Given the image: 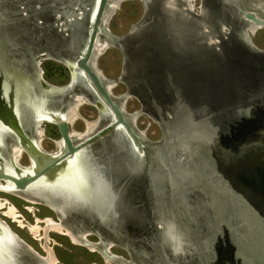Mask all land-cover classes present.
<instances>
[{"label": "rangeland", "instance_id": "obj_1", "mask_svg": "<svg viewBox=\"0 0 264 264\" xmlns=\"http://www.w3.org/2000/svg\"><path fill=\"white\" fill-rule=\"evenodd\" d=\"M32 1L40 8H33V5H30V0H0V63L16 77L33 76L30 73L33 68L30 56L37 51L41 29L40 24H36L31 15L39 10L50 8L54 2V0ZM115 2H110L111 7L105 13L102 27L103 41L98 39V49L93 55V62H91L95 69L108 79L117 77L121 69L122 54L114 40L115 37L126 33L132 24L139 21L142 15L140 0H122L118 5H115ZM187 2L193 5V11H198L200 0H187ZM18 5L23 6V9H20ZM169 8L171 15L174 16L173 11H179L183 6L177 7L175 3L171 4ZM22 11L26 15H22ZM72 27L75 30L73 34L76 33L74 39L71 38L70 30L69 36L65 37L66 39H61L62 46L68 45L69 48V50L66 49L63 56L71 58L81 46L85 36V24L82 19L76 20L71 22L69 29ZM246 30L253 45L264 50V28L261 27L255 32L252 27L246 28ZM211 40L214 38H209V41ZM102 45H105V49L100 53L99 47ZM39 67L43 71L42 78L50 84L63 85L68 80L67 70L59 62L44 60L39 64ZM164 87L168 94H174L176 100L182 99L177 88L167 78ZM126 90L125 84L118 81L110 89V92L113 96H119L120 99ZM80 98L83 100L77 105L74 116L69 120V129L73 134L83 135L87 131L89 132V125L93 126L98 120L94 107L89 102L87 103L84 97ZM51 104L56 105L58 102L54 101ZM122 109L124 114L131 115L134 120L133 127L143 134L141 141L146 145V161L143 162L142 167L137 168L138 166H135V163L129 159L125 141L121 138H116L117 141H113L114 134L110 132H106L101 138L90 144L93 160L99 165L98 169L108 182L113 196V202L103 216L107 225L114 231L119 229V232L121 231L129 237L134 232L133 229L138 228L140 233L146 231L145 235L154 239L159 230L157 229L155 232V229H151L147 232V212L150 209L155 211L158 209L156 212L166 213V219L172 227L174 225L176 237L173 236L174 240L168 237L165 244L177 246L186 244L188 250L193 247L195 250H192L196 254L201 253V249H203L196 246H204L206 247L204 253L207 250H211L210 253L212 251L216 253L220 264H228L226 257L232 254L231 247L234 246L239 248V252L235 255L241 256V259L244 260L240 262L237 260L238 256H234L231 264H264V144L257 149L246 147L242 150V146L247 145L246 140L252 144L257 143L258 140L252 138L254 133L260 129H263L264 133V118L253 120L249 124V126L251 125L250 129L247 125L246 130L244 126H240L238 129L236 128V131L234 130L235 132H228V129L225 128V134L222 133L223 131L221 132L222 128L219 126L216 144L217 147H220L219 143L224 141L226 144L224 149L228 150V154L222 150L220 152L210 141L193 142L188 148L189 137L186 136V142L182 147L185 153L190 149L192 153L186 157L180 154L175 155L172 160L174 164L165 168L163 163L158 167V162L151 154L154 143L161 141L164 136L163 124L150 113L141 111V102L133 95L124 99ZM238 109L239 112L240 108ZM204 112L206 110L202 111V116L212 114L208 112L205 115ZM129 116L127 117L129 118ZM251 116L254 117V115ZM225 121L222 125L224 127L229 122L228 118ZM41 127L44 129L40 141L41 147L46 151H54L56 149L54 140L58 141L59 139L55 126L43 122ZM94 131L95 129L91 130V133ZM78 138L74 139L78 140ZM6 141L8 139L4 140V143ZM58 143L56 142L57 146ZM160 153L158 152L159 155ZM155 156L158 157L157 161H164L162 155ZM190 159L191 161H189ZM18 163L27 164V159L23 154L18 158ZM179 164H183L185 170H188V172L185 171L186 174L177 170ZM154 165L157 168V173H153ZM143 168L148 170L149 173H146L149 178L145 179ZM179 169H181L180 166ZM214 171H216L215 175L221 174L218 176L222 178V186L218 187L210 180ZM188 173L194 175H187ZM14 194L0 191V220L23 242L41 255L42 261L44 259L49 261L51 255L56 259V264H105L100 253L101 256L97 252H91L94 251L92 248L89 251L85 246L80 245V241L75 243L71 234L63 226H60L62 227L61 232L54 229L56 225L52 220L56 218L50 208L32 203L26 198ZM55 199L59 200L58 203L67 205L61 197H55ZM152 200L154 204L151 208L148 201ZM203 201L205 203H202ZM8 207H13L16 210V219L9 217ZM115 213H119V221L116 222L117 228L115 227ZM67 218L74 220L75 223L85 218L101 237L108 236L101 230L94 214L81 211L80 214L71 213ZM48 221L53 223L52 226L48 224ZM35 227L39 228L36 235L31 231ZM130 227H133L132 231L129 229ZM145 238L147 237L139 235V241H132V243L148 244L149 242ZM86 239L89 243L98 242V236L94 234L87 236ZM109 250L128 258L127 253L119 247H112ZM205 254L207 257L202 258V261L203 264H208L209 254Z\"/></svg>", "mask_w": 264, "mask_h": 264}, {"label": "water", "instance_id": "obj_2", "mask_svg": "<svg viewBox=\"0 0 264 264\" xmlns=\"http://www.w3.org/2000/svg\"><path fill=\"white\" fill-rule=\"evenodd\" d=\"M108 1L98 0L89 31L86 32L84 38L83 47L77 53L72 66H66L70 75L66 84L61 86L47 84L39 74L38 100L37 96L25 100L27 92L24 94L25 90L18 83V76L17 78L9 76L4 71L5 69L3 71L0 69V132L6 130L8 134H4L10 137L11 142H18L24 150L27 149L22 144L24 142L21 129L22 116L20 119V113L18 115V103L23 97L19 109L21 110L23 106L22 111L25 108L30 109L36 116V120L54 123L60 138V146L54 151L57 153L51 155L43 154L34 144L29 145L27 150L32 159L30 164L33 170L30 173H22L20 167H17L13 160L9 162L8 169L1 163L0 180L10 181L13 183V188L18 190L30 188L40 191L46 187L61 190L71 199L76 198L73 199L74 204L70 209L72 212L85 211L94 214L97 219V213L105 209H99V207L113 202L110 186L105 181V190L101 191L96 185L94 194L91 196L94 200L80 198L83 190L87 187L88 178L86 174L83 177L80 172L82 170L74 166L76 157L79 158L80 154L81 156L83 154L87 161H84L85 164H91L89 167L93 168L91 172H98L100 175L99 165L93 160L89 146L103 134L110 132L123 139L127 149L142 156L141 163H135L137 168L142 167L143 162L146 161V145L142 143L133 124L124 114L119 96H113L110 92L116 82L120 81L125 84L127 89L123 94L125 97L130 95L136 97L141 102V111L150 113L164 126V136L161 141L154 143L151 153L155 157L156 150H161L162 154L160 153V155L163 156L164 161H157L155 158L158 167L164 164V167L168 168L174 164L172 160L175 155L180 154L186 157L192 153L191 149L185 153L182 147L186 142V136L189 137L188 148L193 142L210 141L220 152L222 150L228 154V150L224 149L226 147L224 141L219 143L220 147H217V128L220 126L222 133L225 132V128L228 129V132H235L236 128L238 129L240 126H244L246 130L247 126L250 129L251 125L249 126V124L253 120L264 118V50L253 45L246 30L247 24L251 22L264 27V9H260L255 0H200L197 12L189 8L184 0H175L177 7L183 6V8L173 11L174 16L171 15V9L166 5L167 0H140L142 15L139 21L132 24L126 33L114 39L121 50L122 62L119 75L112 79L98 73L90 63L96 35L103 34L100 33L102 25L100 17ZM153 32L158 36V40H156L157 52L148 50L150 41L147 39H150L149 35L151 36ZM207 35L214 36V40L209 41ZM142 45H145L146 49L141 48ZM140 52H146L145 54L148 55L143 58V62L150 68L163 65L161 73L158 72L161 74L160 82H153L155 87L153 86V89H150V92L144 97L138 93L135 79L137 78L138 82L143 84L146 83L145 78H149V76L145 75V78H142L144 74L133 75L132 73L135 68L141 65ZM223 59L227 60L221 62ZM78 76L82 79V87L81 85H72ZM154 76L158 79L156 70ZM166 78L177 88L182 99L176 100L174 94H168L166 89L165 92L162 91V85ZM23 80L27 82L24 77H21V81ZM69 84L72 87H68L70 91L66 92ZM154 90L160 94H156ZM36 92L34 93V88L31 87L30 93L36 95ZM74 92H85L90 99L93 98L95 101L92 103L96 106L98 116L99 113H107L111 116L108 122L102 121L100 127L94 132L78 140L71 137L69 123L64 117L53 115V120H49L46 116L59 113L57 110L51 113L48 111V108H55L53 106L55 104L51 103L57 101L56 105L66 107L67 100L69 101L70 95ZM59 101H66L65 105ZM238 108H240L239 112ZM205 110V115L208 112L212 114L202 116V111ZM226 117L230 118L224 127L222 125L223 122H226ZM231 118L235 120L234 123L230 122ZM4 134H0V140ZM252 138L258 140L257 143L252 144L246 140L247 145L242 146V150L246 147H252V149L262 147L264 144L262 143L264 140L263 129L254 133ZM0 147L2 146L0 145ZM179 166L183 165H178V171L181 170ZM174 168L176 169V167ZM152 169L153 173H157L155 165ZM85 171H88V168ZM147 171L146 168L142 170L145 179ZM186 171L188 172V170ZM215 173L216 171L210 180L218 187L222 186V178L218 176L221 174L215 175ZM104 192L105 198L102 194ZM77 195L78 197H76ZM100 197L102 204L97 207L91 206L92 204L97 205L95 202ZM85 204L91 211L85 208L87 207L84 206ZM98 209L99 211H97ZM152 211L155 214L153 223H156L159 214H156L155 210ZM108 237L110 236L108 235L106 238ZM191 249L195 250L193 247ZM201 250L204 253V248ZM231 250L232 254L226 257L228 264H231L234 256H238L237 260L240 262L244 260L241 259V256L235 255L239 252V248L233 246ZM40 262L31 247L27 246L20 238L14 239L0 223V264H42Z\"/></svg>", "mask_w": 264, "mask_h": 264}, {"label": "flooded vegetation", "instance_id": "obj_3", "mask_svg": "<svg viewBox=\"0 0 264 264\" xmlns=\"http://www.w3.org/2000/svg\"><path fill=\"white\" fill-rule=\"evenodd\" d=\"M55 2H56V5H55ZM95 2H96V0H61V1L60 0H54V2L51 4L50 8L39 10L37 13H32V15H31L32 20L36 24H40L41 30H40L39 35L41 37H40L39 44L37 46V51L34 52L30 56V62L32 63V66H33V68H31L30 73L33 74V76L32 77H30L28 75L18 76V78H19L18 83H21L20 84L22 86L21 88H24L27 90V87H29L28 91L31 92V87H33L34 93L37 91L36 96H38L37 94H38V92H40V88L38 87L39 86L38 85V77H39L38 75L39 74H40V78L44 82H46L47 84H50L42 78L43 71L39 67V64H41V62L44 60H53V61H56V62L63 64V66L66 68L67 74H68L67 82L69 81L70 75H69V72H68V69L66 66H72V64L74 63V59L77 56V53H79L83 47V42H85V39H84L85 36L83 38L81 46L76 50L75 55L72 58L63 56V54L67 50H69V48H68V45H66L65 47L62 46L61 39L65 38V37L67 38L69 36V30H70L71 35H72L71 38L73 40L76 33L73 34L75 32V30L73 29V27H72V29H69V25L71 24V22H74L76 20H81V19L83 20V22L85 24V30L84 31H85V35H86V32L89 31V28H90L91 14H92L93 8L95 6ZM185 3L187 5V3H188L187 0L185 1ZM30 5H33V8H40L39 5L33 3L32 0H30ZM109 5L110 4L107 5V8H110ZM18 6L20 9H23V6H21V5H18ZM21 14L26 15V13L23 11L21 12ZM100 33H102V30L100 31ZM99 36H101V38H99ZM96 38H97L96 40L99 39V40L103 41L102 34H97ZM149 38L150 39H147L150 41V46H149L148 50H150L152 52H157V46H156V42H157L156 40H158L157 34L155 32H153V33H151V36L149 35ZM141 48L146 49L145 45H142ZM145 53L146 52H140L139 53V55H140L139 58L141 57L140 58L141 59V65H140V67L136 66L137 68H135L132 71L133 75L134 74L135 75H140V74L143 75L144 74L142 76V78H145L144 77L145 75L149 76V78H145L146 83L144 82L143 84L139 83L137 78L135 79L136 80L135 81V87H136L138 93L143 97L145 95H147L148 92H150L149 91L150 89H153V86L155 87V85H153V82L154 83L160 82L159 76L161 74H158V72L161 73L162 67H163L162 64L158 65L159 67H156V68H150L148 64L145 65V63L143 62V58L148 56ZM93 54H94V52H93ZM91 62H93V55L90 59V63ZM136 64H138V63H136ZM164 64H166V63L164 62ZM150 65H152V63H150ZM0 68L2 71L5 69L4 71L6 72L7 75L17 78L15 76V74L12 73L10 70L7 71V68H4L1 63H0ZM154 69L156 70L158 79L155 78V76H154V74H155ZM26 76H28V77L26 78ZM21 77H24L27 80V82L25 80L21 81ZM79 80H80V83H79ZM74 84L76 86L81 85V87H82L83 86L82 85V79L78 76L77 80L74 81V83L72 85H74ZM50 85L61 86V85H54V84H50ZM72 85L69 84L67 86L66 92H68V90L70 91V89L68 87L71 88ZM162 88H163L162 91L165 92L164 84L162 85ZM34 93H31V94H34ZM84 93L85 92H74L73 94L70 95L69 101L67 100L66 105H65L66 101L65 102L59 101L63 105H65L66 107H59L58 105H53L55 108H48V111L50 113L54 110H57L59 112L58 114L56 112L52 115L62 116L66 119V117L71 115L72 109L78 104V100H79L80 96L84 97V100L87 103L89 102L90 105L92 107H94V109L97 112V118L100 117L99 120L96 121L93 124V126L89 125V132L87 131L83 135H79L78 133L73 134L70 131L71 135L74 138L82 137L84 135L91 133V130H93V129L96 130L98 127H100V123L102 124V121L108 122L110 120L109 118L111 117V116L107 115V113L102 114V115L99 113V116H98V111L96 109V106H95V104L92 103V101H95V100L93 98L90 99L88 97V94L87 93L84 94ZM32 96L33 95H30L29 98L34 97V96L33 97ZM22 98L23 97H21L20 100L18 99L20 101V103H18L19 106L21 105V99ZM122 98H125V96L120 97L121 106L123 107L124 100ZM25 100H28V99H25ZM22 104L24 105V103H22ZM22 109H23V106H22L21 110L18 107V115L20 113L19 117L22 116V120H21L22 128L21 129H22V133L24 136V142L22 144H24V146L27 147V149L29 148L30 144H34V145H36V147L38 146V149H40L43 154L47 153V154L51 155V154L57 153L54 151H56V149L58 147L56 145V142H60L59 134H58V138H59L58 141L54 140V143L56 146V149L54 151L53 150L52 151H46L40 145V141L43 137V131H44V129L41 127V124L44 122L47 124L54 125V123L48 122L46 120H44V121L36 120V117L31 116V114L28 112V109L25 108L23 111H22ZM126 115L129 116V114H126ZM78 118H79V116H78ZM226 118H230V117H226ZM20 119H21V117H20ZM231 119L233 120V118H231ZM128 120L133 124L134 120L131 118V115L129 116ZM232 120L230 122L234 123L235 120H233V121ZM67 122L69 123V121H67ZM105 122H104V124H105ZM54 126L56 128V125H54ZM56 130H57V128H56ZM136 132H138L139 135H141V137L143 136V134L140 131L136 130ZM57 133H58V131H57ZM3 134H1V135H3ZM2 137L0 140V145L2 146V147H0V161H1L0 164L3 163V165H5V168L8 169L9 168L8 167L9 162L11 160H13L17 167L20 166L21 168H31L30 163L32 161L28 155V150L27 149L24 150L18 142L17 143L11 142V139L7 138V137H9L8 135L4 134V136H2ZM116 138H118V136H116V134H114L113 135V141H117ZM4 139L5 140L8 139V141H6L7 144L4 143ZM15 146H18V148L23 150L22 153L20 154V156L23 154L26 157L27 164L21 165L18 163V159L17 160L14 159V155L16 153ZM126 151H127V154L129 156L130 160H132L134 163H136V162L141 163L142 156L140 157L141 160H139L140 161L139 162L138 160H136L132 156L131 150L126 149ZM85 158L86 157L81 158L83 160V162L86 161ZM155 158H156V156H155ZM90 165L91 164H85V166L87 168H89V170L91 171V170H93V168L89 167ZM85 170H86V168L84 169V173L86 174ZM147 173H149V172L147 171ZM94 174H95V177L96 176H99L100 178H101V176L103 177V175L101 173H100V175L98 172L94 173ZM145 174H146V172H145ZM152 176H153V174H152ZM147 178H149L148 175H147ZM101 179L104 180L103 183L105 184V181H106L105 178H101ZM1 184L7 185V183L5 181H1ZM145 184H146V182H145ZM13 190H14L13 192L17 191L15 189H13ZM26 193H29V192H26ZM31 193H33V192H31ZM44 195H46V197L43 196L44 199L46 198V203H52V202L56 203L55 198L53 199V197H49L48 194H44ZM33 196H31V197H33ZM70 198L71 197L62 198L63 202L68 201L65 203L66 204L68 203L69 207H70V205H69V199ZM39 199H40L39 197H35L33 199L36 202L35 204L43 205L49 209V207H48L49 204H43L44 201L41 202ZM28 201H29V199H28ZM148 202L152 208L154 201L152 200V201H148ZM26 203H29V202H26ZM110 204L111 203H109V204L107 203L103 206V208H105V209H104V211H102L103 212L102 216H104L105 215L104 213H106L105 212L107 210L106 205H110ZM86 206H87L86 208L89 210V206L88 205H86ZM55 207H57L56 211H54L50 208V210L54 214L52 212L51 213L54 215V218H56L55 219L56 221L52 220V222L56 226L57 225L63 226L71 234V236L73 235L72 236L73 238H75L76 240L78 239L81 242V244L79 243L81 246H85L89 251H91L90 250L91 248L94 249V251H91V252H97L98 254L100 253L104 257L103 258L99 254L101 256V258L103 259L105 264H203L202 258L207 257V255L205 253L209 254L208 264H220V262H218V259H217L218 255L216 253H214L213 251L210 253L211 250L210 251L207 250L205 253L201 252V253L196 254L195 252L192 251V249L188 250V247L186 244L185 245L181 244L179 246L173 245V244H170V245L165 244L168 237H170L171 240L173 239V236L176 237L175 231L173 229L174 225H173V227L170 225V222L166 219L167 218L166 213L155 212L156 214H159V221L157 223H153V216L155 215L154 212L151 209L148 210V212H147V222H148V223L146 222L147 232H149L151 229L152 230L155 229V232H157V228L159 230L158 235L154 239L148 238V236L145 235L146 234L145 230H143V231H145L144 233H142V232L140 233V231H138V228H134L133 229L134 232L133 233L131 232L132 235L130 234V237H129L128 235L124 234L123 232H121V231L119 232L118 231L119 229L118 230L116 229L117 231H114V229L109 227L107 224L102 225L101 222H99V220L97 219L99 224H100L101 230H103L106 233V235L110 236L107 239H105L104 237H101L99 235V233L95 231V229H92V226L90 225V223H87V220L85 218L80 219L83 222L80 221L78 223H75V222H73L74 220L72 221V220H69L67 218V216H70L71 213L80 214V212H78V213L72 212V210H70L71 208H69L67 213H65L64 212V205L60 204V203L55 204ZM147 209H149L148 206H147ZM168 209H170V208H168ZM116 214L117 213H115V217H116L115 218V227H116V222L118 223V221H119V218H118L119 213L117 215ZM102 220H104V219H102ZM49 223H51V222H49ZM51 225H52V223H51ZM155 226H158V227L156 228ZM169 226H170V228H169ZM132 228L133 227H130L129 229H131V231H132ZM159 228H161L162 230ZM94 232H96V233H94ZM91 234H94L96 236L99 235L101 238L105 239L103 241L104 243L105 242L108 243L107 240L111 241V245H109L108 248L103 246V244H101V241L99 240L100 239L99 236H98V242L97 243H89V241L86 238H87V236H89ZM139 235L147 237L145 239H147V241L149 243L148 244L132 243V241L133 242L139 241ZM116 240H118L119 242L117 243ZM91 245H93L94 247H92ZM112 247H116V248L119 247V249L124 250L127 253L128 258H124L123 256H121L119 254L112 253L109 250V248L111 249ZM201 247L202 246L197 245V248H201ZM203 248L206 249V247H204V246H203ZM103 251H107V254L103 253ZM216 255H217V257H216ZM39 256L42 258L41 255H39ZM52 260H53V264H56V262H57L56 259L54 257H52L51 255H50L49 261L47 260V264H52L51 263ZM105 260H107L108 262H106ZM44 261H45V259H44Z\"/></svg>", "mask_w": 264, "mask_h": 264}, {"label": "bare ground", "instance_id": "obj_4", "mask_svg": "<svg viewBox=\"0 0 264 264\" xmlns=\"http://www.w3.org/2000/svg\"><path fill=\"white\" fill-rule=\"evenodd\" d=\"M116 1V2H115ZM121 0H109L108 1V3H107V5L108 4H110V2H115L114 4L115 5H118L119 4V2H120ZM257 3H258V5H259V7H260V9H264V0H255ZM97 2H98V0H96V2H95V6H94V8H93V11H92V14H91V19H92V17H93V12H94V9H95V7H96V5H97ZM171 4H175V0H167L166 1V5L169 7ZM187 6L189 7V8H192L193 9V5L190 3H187ZM109 7H111L110 5H109ZM107 10H108V8H107V6L105 7V9L103 10V12H102V14H101V17H100V21H101V23H102V26H100L101 27V30H102V27H103V23H104V21H105V19H104V17H105V13L107 12ZM253 25V26H252ZM250 27H252V30H253V32H255L256 31V29L258 28H261L262 26L261 25H259V24H257V23H248L247 24V28H250ZM264 28V27H263ZM254 29H255V31H254ZM100 30V31H101ZM99 34V33H98ZM209 38H215L214 36H211V35H207V39L209 40ZM97 38H95V42H94V47H93V51L91 52V57H92V55H94L96 52H97V46H98V40H96ZM100 46V45H99ZM103 46V47H102ZM101 47H99V50H100V53H102L103 52V50L105 49V45H102ZM93 52H94V54H93ZM99 55V54H98ZM91 57H90V59H91ZM95 68V67H94ZM99 73V72H98ZM79 83H80V80H79ZM19 84H21V83H19ZM25 90V93L24 94H26V92H27V95H26V99H28V100H30V95H33L34 97L36 96V95H34V94H31L29 91H27L26 89H24ZM80 97H82V96H80ZM38 98V96L36 97V99ZM126 98V97H125ZM82 98H79V100H78V104L80 103V102H82ZM77 104V105H78ZM77 105L72 109V113H71V115L70 116H68V117H66V120L67 121H69L70 119H71V117H73L74 116V114H75V108L77 107ZM18 107H19V105H18ZM74 110V111H73ZM28 112L31 114V116H33V117H36L34 114H32V112H31V110L30 109H28ZM103 113H101V115H102ZM50 120H53V115L51 114V115H49V114H47L46 115ZM57 116V115H56ZM109 120V119H108ZM3 133H7V131L5 130V132L3 131H1L0 132V134H3ZM8 134V133H7ZM89 134H91V133H89ZM89 134H87V135H84V136H82V137H79L78 139H82V138H84V137H86V136H88ZM137 134H138V136H139V138L141 139V135H139V133L137 132ZM70 135H71V133H70ZM71 137L74 139V137L71 135ZM123 137V136H122ZM7 138H10V137H7ZM60 146V142L58 143V147ZM15 148H16V153H15V155H14V159L15 160H17L19 157H20V154L22 153V149H20V148H18V146H15ZM128 148V147H127ZM128 150H130V149H128ZM160 149H158V151L156 150V154L158 155V156H160L159 154H158V152L160 153ZM130 152V151H129ZM83 153V152H82ZM131 154H132V156L136 159V160H141V156H139V155H137L136 153H132L131 152ZM28 155H29V152H28ZM29 157H30V155H29ZM82 157H84L83 156V154H82V156H81V154H80V157L79 158H77L76 157V160H74V166H76V167H78L79 168V170H82V171H80L81 172V175L84 177L85 176V173H84V169L86 168L87 169V167L85 166V163L83 162V160L81 159ZM31 158V157H30ZM86 159V158H85ZM156 159L158 160V157L156 156ZM160 160V159H159ZM31 161H32V159H31ZM183 165V164H182ZM74 166H72V167H74ZM18 167H20V166H18ZM80 168H82V169H80ZM180 168H181V173L182 174H184V173H186L185 171V167H184V165L181 167L180 166ZM20 171L22 172V173H30V172H32L33 170H32V166H31V168H21L20 167ZM32 170V171H31ZM64 171V170H63ZM187 175H190V176H192V175H194V174H187ZM86 176H87V178H88V180H87V187L83 190V194L81 195L82 197H80V198H84V199H89V200H94L91 196L94 194V188H95V186L96 185H98V188H100V190L101 191H103V190H105V184L103 183L104 182V180H102L99 176H96L95 177V174L93 173V172H91L90 170H89V168H88V171H86ZM1 181H5V180H0V191H3V192H7V193H15L14 195H18V196H23V198L25 199H29V201H31L32 203H36L33 199L35 198V197H39L40 199V201L41 202H43L44 201V203L43 204H49V208H51L52 210H54V211H56L57 210V207H55V204H57L58 203V201L59 200H57L56 199V203H46V198L44 199L43 198V196L44 197H46V195H44V194H48V196L49 197H53V199L56 197V198H67L68 197V194H66V193H64V192H61V190H57V189H54V188H50V187H46V189H41L40 191H38V190H36V189H25V190H18V189H15V188H13L14 186H13V183H11L10 181H5L6 183H7V185H4V184H1ZM13 189H15V190H17V191H15V192H13L14 190ZM26 192H29V193H26ZM31 192H33V193H31ZM19 193V194H18ZM103 194V197L105 196V192L104 193H102ZM34 195V196H33ZM31 196H33V197H31ZM64 196V197H63ZM72 196V195H71ZM70 197V196H69ZM76 197H78V195L76 196ZM42 198V199H41ZM105 198V197H104ZM73 199H76V198H73ZM73 199H69V205H70V207L68 206V203H67V205L66 206H64V212L65 213H67V211L69 210V208H72L73 207ZM102 198L100 197V199H98V201L97 202H95V203H97V205L96 204H92L91 206H94L95 205V207H97V206H99L100 204H102ZM65 202H68V201H65ZM0 206H1V203H0ZM84 206H86V204L84 205ZM107 206H109V205H106V207ZM3 207V206H2ZM101 208H103V206L101 207H99V209H101ZM90 209V208H89ZM99 209L97 210V211H99ZM15 209H13V207H8V215H9V217H12V218H15L16 219V213H15ZM88 211H91V210H88ZM102 211H104V210H100V212L99 213H97L98 214V219H99V222H101V224L102 225H106L107 223H106V221L105 220H102L103 219V212ZM159 221V217L156 219V223ZM0 223H2V225L6 228V231L12 236V237H14V239H18L19 237L15 234V233H13L7 226H6V224H4L1 220H0ZM52 223V222H51ZM51 223H48L49 225H51ZM53 224V223H52ZM52 226V225H51ZM61 225H57L56 227L54 226V229H56V231H58V232H61L62 231V227H60ZM37 229H39V228H33L31 231H32V233L34 234V235H36V234H38V230ZM162 230V229H161ZM45 232H47L46 231V229H45ZM94 233H96V232H94ZM114 233V232H113ZM77 234V233H76ZM73 236V235H72ZM99 236V235H98ZM73 238V237H72ZM99 240L101 241V244H103V246H105V247H109V245H111V241H109V240H107V242L108 243H104L103 241L105 240V239H107V238H105V239H103V238H101L100 236H99ZM73 240H74V242L75 243H78V239L76 240L75 238H73ZM258 241H259V239H258ZM116 242L118 243L119 241L118 240H116ZM80 243V242H79ZM262 243V241L260 242V244ZM28 246V245H27ZM92 247H94L93 245H91ZM103 253H106L107 254V251H103ZM37 254V253H36ZM37 256L39 257V260L41 261L40 263H42V264H47V261H42V258L37 254ZM51 263L53 264V260L51 261Z\"/></svg>", "mask_w": 264, "mask_h": 264}, {"label": "trees", "instance_id": "obj_5", "mask_svg": "<svg viewBox=\"0 0 264 264\" xmlns=\"http://www.w3.org/2000/svg\"><path fill=\"white\" fill-rule=\"evenodd\" d=\"M227 59H223L221 62H225ZM222 64H225V63H222ZM224 66H226V65H224ZM222 68H224V67H222ZM237 70H238V68H237ZM154 92L156 93V94H160V93H158L156 90H154Z\"/></svg>", "mask_w": 264, "mask_h": 264}]
</instances>
